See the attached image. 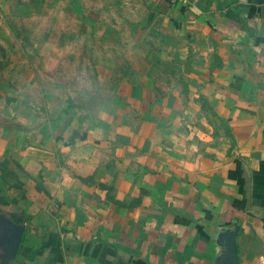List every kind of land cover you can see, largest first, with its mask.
I'll use <instances>...</instances> for the list:
<instances>
[{"label":"crops","instance_id":"1","mask_svg":"<svg viewBox=\"0 0 264 264\" xmlns=\"http://www.w3.org/2000/svg\"><path fill=\"white\" fill-rule=\"evenodd\" d=\"M49 5L102 26L7 49L0 264H227L230 244L264 264V0H0V19Z\"/></svg>","mask_w":264,"mask_h":264},{"label":"rangeland","instance_id":"2","mask_svg":"<svg viewBox=\"0 0 264 264\" xmlns=\"http://www.w3.org/2000/svg\"><path fill=\"white\" fill-rule=\"evenodd\" d=\"M8 7L11 8L10 5ZM38 7L37 13L41 11V8L39 9ZM31 11L35 10L32 9ZM43 12L45 17L39 19L32 17L34 14H31V18L26 19L19 13L2 15V20L0 19V68L3 63L5 64L9 61L10 53L7 51L9 46L23 48L41 41H53L56 45L70 44L76 47L85 44L94 46L97 43L95 34L101 28L102 22H99L101 26L98 27L96 22H94L93 24H88L89 28H83L80 21L74 19L71 21L65 20L67 19L65 18L67 14L62 5H49V9L45 7ZM117 15L119 17L125 16L122 11L118 12ZM117 29H119L118 32H151L144 21L140 19L127 20L125 18L117 23ZM81 35L83 36L81 37ZM4 47H6V51ZM30 58L34 61H40L41 59L37 55H33ZM2 167L3 165L0 163V213L8 214L10 209L14 208L15 201L8 197V187L6 186L12 178Z\"/></svg>","mask_w":264,"mask_h":264},{"label":"water","instance_id":"3","mask_svg":"<svg viewBox=\"0 0 264 264\" xmlns=\"http://www.w3.org/2000/svg\"><path fill=\"white\" fill-rule=\"evenodd\" d=\"M233 234L231 233V236ZM228 257H229V261L227 264H238L237 262V258H236V255H235V248H234V245L233 244H230L229 247H228Z\"/></svg>","mask_w":264,"mask_h":264},{"label":"trees","instance_id":"4","mask_svg":"<svg viewBox=\"0 0 264 264\" xmlns=\"http://www.w3.org/2000/svg\"><path fill=\"white\" fill-rule=\"evenodd\" d=\"M0 163L3 165V167H2V169L4 168L5 169V171H6V173L10 176V178H14V174H13V172L12 171H10L9 169H7V160L6 159H2V160H0ZM5 166V167H4ZM9 183H11V181L9 182ZM8 183V184H9Z\"/></svg>","mask_w":264,"mask_h":264},{"label":"built area","instance_id":"5","mask_svg":"<svg viewBox=\"0 0 264 264\" xmlns=\"http://www.w3.org/2000/svg\"><path fill=\"white\" fill-rule=\"evenodd\" d=\"M172 1H175V2H178V3H186L187 0H172Z\"/></svg>","mask_w":264,"mask_h":264}]
</instances>
